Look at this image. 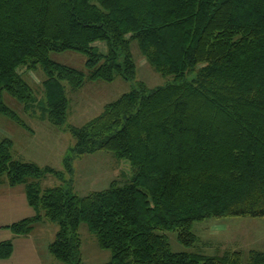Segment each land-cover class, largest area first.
I'll use <instances>...</instances> for the list:
<instances>
[{
    "label": "trees",
    "instance_id": "16d2710c",
    "mask_svg": "<svg viewBox=\"0 0 264 264\" xmlns=\"http://www.w3.org/2000/svg\"><path fill=\"white\" fill-rule=\"evenodd\" d=\"M133 42L174 82L152 91L139 83L83 127H66L63 83L75 92L133 81ZM66 51L87 57L86 73L50 60ZM38 66L46 120L75 138L74 157L113 154L133 177L84 197L71 186L42 190L39 180L58 174L13 160L12 141L0 140V176L12 188L24 185L36 211L7 227L14 235L57 223L49 252L61 264H83L82 223L112 252L106 264H243L240 251L175 253L165 232L193 248L196 223L264 220V0H0V117L27 127L3 95L32 107L36 93L19 70ZM13 253L11 241L0 243V260ZM247 264H264V253L249 252Z\"/></svg>",
    "mask_w": 264,
    "mask_h": 264
},
{
    "label": "rangeland",
    "instance_id": "374dc122",
    "mask_svg": "<svg viewBox=\"0 0 264 264\" xmlns=\"http://www.w3.org/2000/svg\"><path fill=\"white\" fill-rule=\"evenodd\" d=\"M95 46L105 53L104 44L97 43ZM131 53L136 63V77L133 81L117 78L109 83L91 82L75 92L70 90L66 82L63 83L69 100L66 127H83L98 117L106 105L116 102L139 83H144L152 91L174 82L171 76L163 77L155 73L141 55L136 42L131 44ZM50 60L80 72H87V57L76 51L51 53ZM19 74L29 79L27 80L36 93V101L25 110L16 99L6 93L3 95L4 103L19 115L27 127L19 126L7 117H0V140L12 141L13 160L35 164L41 170L52 169L58 174L44 175L38 182L42 190L71 186L76 195L84 197L91 192L106 190L114 181L123 186L131 180L133 170L130 163L127 160H117L113 154L98 152L74 157L72 151L76 146L75 138L66 127L59 129L46 120L42 88L45 74L41 66L36 70L20 69ZM67 158H72V172L65 166ZM21 189L24 187L12 188L6 185V176H0V243L11 240L12 232L7 227L30 217L31 208L26 201L25 192L21 193ZM43 221L36 225L29 238H15L12 257L0 260V264H61L49 252V246L55 241L59 226L49 220ZM192 230L199 239L193 248L183 246L178 240L177 232H165L173 252L216 256L226 251H240L244 254L243 264H247L251 250L264 252V220L261 219H208L194 224ZM78 233L82 240L83 264L110 262L112 252L101 249L85 223L80 225Z\"/></svg>",
    "mask_w": 264,
    "mask_h": 264
},
{
    "label": "crops",
    "instance_id": "0c3cea01",
    "mask_svg": "<svg viewBox=\"0 0 264 264\" xmlns=\"http://www.w3.org/2000/svg\"><path fill=\"white\" fill-rule=\"evenodd\" d=\"M7 181V180H6ZM6 185H8L7 184V182H6ZM20 186H23L24 187V189H21V193L22 192H25V195H26V188H25V186L24 185H20ZM17 187V186H16ZM16 187H13V188H16ZM4 191V190H3ZM5 193H7V191H5ZM26 197V196H25ZM27 201V200H26ZM31 214H30V217H27V218H31V217H34L35 215H36V211L34 210V209H32L31 208ZM43 223L44 221L42 220V221H40V222H38L36 225H38V224H40V223ZM36 225H35V227H34V229H33V231L30 233V234H28V235H22V236H18V235H14L13 233H12V235H11V237H10V239L11 240H9V241H11L12 242V244L14 243L13 241H14V239L15 238H17V239H21L22 237H30L31 235H32V233L35 231V229H36ZM5 242V241H4ZM13 246H14V244H13ZM251 251H253V250H251ZM250 251V252H251ZM256 251V250H255ZM260 252V251H259ZM264 253V252H263Z\"/></svg>",
    "mask_w": 264,
    "mask_h": 264
}]
</instances>
